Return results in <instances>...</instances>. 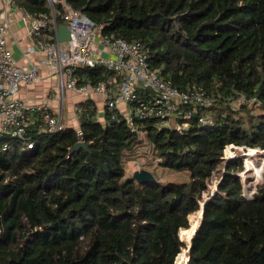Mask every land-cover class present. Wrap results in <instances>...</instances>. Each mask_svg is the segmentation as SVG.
<instances>
[{"label":"trees","instance_id":"1","mask_svg":"<svg viewBox=\"0 0 264 264\" xmlns=\"http://www.w3.org/2000/svg\"><path fill=\"white\" fill-rule=\"evenodd\" d=\"M15 2L50 12L46 0ZM65 4L102 25V34L142 44L161 77L182 89L201 86L213 101L171 123H131L106 107L97 119L86 98L79 127L88 149H72L73 125L48 131L41 118L23 137L0 133V264H175L188 256L198 223L190 226V215L216 185L225 147L264 149V0H62L59 25ZM113 73L103 64L74 71L79 83ZM142 151L178 178L152 171L156 181L137 182L126 162ZM224 167L186 264H264V182L248 200L235 174L242 159ZM253 169L256 183L264 155Z\"/></svg>","mask_w":264,"mask_h":264},{"label":"built area","instance_id":"2","mask_svg":"<svg viewBox=\"0 0 264 264\" xmlns=\"http://www.w3.org/2000/svg\"><path fill=\"white\" fill-rule=\"evenodd\" d=\"M6 1L10 6L18 7L22 20L35 36L34 44L27 49L25 56L28 58L30 53L36 51V47L40 56L34 61L29 55L24 64L16 61L8 46L9 22L7 19H0V133L23 137L30 126L40 118L48 131L62 130L66 126L63 122V112L67 90L83 96L91 91L99 93L103 96L105 107L112 117L118 110L124 113L131 123L133 117H156L163 123H171L180 117H190L195 111V105L209 106L213 101L201 86L192 85L182 89L171 80L161 77L150 66L148 53L142 44L102 34V25L96 24L83 12L68 4H65L62 18L70 29V39L58 42L56 33L59 23L55 6L62 0H46L50 12H31L25 7L17 6L13 0ZM45 34L49 35L48 40L40 38ZM97 39L108 54L101 53L96 47ZM98 64L105 65L114 73L97 83L78 82L74 74L77 67H96ZM44 67L56 78L58 98L54 110L45 102H30L19 96L22 86L35 82ZM139 89L145 94L149 93L148 99L143 97ZM239 100L252 103L257 99L241 95ZM120 103L128 106L126 112L119 109ZM74 111L79 115L82 113V106L75 104ZM205 118L201 116L200 120ZM76 134L78 140L83 142L84 133L80 127H77ZM237 150L245 151L247 156L242 161L243 168L239 173L247 170L253 162L250 158L254 153L264 151L261 148H246L231 143L224 149L222 162L237 158ZM136 165L139 167L141 161H136ZM217 170L218 168L213 174ZM241 182L244 186L243 195L248 200L253 199L258 188L252 190L250 185L245 186L242 178ZM263 182L264 177L261 184ZM207 192L208 189L204 191V197Z\"/></svg>","mask_w":264,"mask_h":264},{"label":"crops","instance_id":"3","mask_svg":"<svg viewBox=\"0 0 264 264\" xmlns=\"http://www.w3.org/2000/svg\"><path fill=\"white\" fill-rule=\"evenodd\" d=\"M13 3H16L15 0H13ZM16 5L18 6L17 3ZM0 19H7L9 22L8 46L11 49L14 59L24 64L28 61L30 55L32 60L37 61L40 56L38 47L35 48L36 51L34 53L28 55V58L25 56L27 49L34 44L35 36L31 34L27 23L22 20L18 7L10 6L6 0H0ZM96 47L101 53L108 54L98 39L96 40ZM66 93H68L69 101L73 108L75 104H80V102L86 98L92 99L97 107V119H104L105 102L102 95L94 91H91L85 96L70 90H67ZM19 96L30 102H45L54 110L58 98L55 76L50 73L47 67L42 68L39 78L33 83L23 85L19 91ZM119 109L126 112L128 106L124 103H120ZM69 123V125H72L71 122Z\"/></svg>","mask_w":264,"mask_h":264},{"label":"rangeland","instance_id":"4","mask_svg":"<svg viewBox=\"0 0 264 264\" xmlns=\"http://www.w3.org/2000/svg\"><path fill=\"white\" fill-rule=\"evenodd\" d=\"M240 106V104H237V108ZM251 111L252 112H257L259 110V107L258 106H254V105H251ZM55 109V108H54ZM243 113H245V111H241ZM63 122L65 125H69L71 122V124L77 128L79 127L78 125V114L74 112V108L72 107L70 101H69V97H68V93H66V98H65V105H64V112H63ZM237 152L239 153V156L237 158L239 159H242V161L244 160V157H247L245 155V151H241V150H237ZM243 153V154H242ZM263 155L264 153L262 151H257L256 153H254L253 156H251L250 160H252L253 162H251V164H249L248 168H247V172L245 171H241V173H237L238 175H240V177L243 179V182L245 183V186H251L252 187V190L258 188V186L262 183L263 179L262 180H259L257 181L256 183H254V165L258 164L262 159H263ZM136 161H141V165L138 167L136 165ZM226 161H223L219 164L218 166V170L214 173L216 174V177L218 179L216 185L218 184V182L220 181L221 177H222V174H223V171H224V165H225ZM149 164V168H145V169H148L150 171H154L156 172L158 175L161 176L162 180H168V179H176L178 178V174L177 173H173V172H170L168 170H162L161 168L157 167L156 166V162H155V159L151 156L150 152L147 151V152H141L139 153L135 159L133 160H129L126 162V168H127V172L131 175H133L134 171L137 170V169H141V168H144L145 165ZM263 177H264V173H263ZM216 185L211 188V190H209V192L205 193V197L208 196V194H211L215 188H216ZM210 189V187H208ZM251 190V191H252ZM200 210H198L197 212H194L190 215V221H191V224L190 226L195 222V220H198V223H197V227L200 223V220L201 218L199 219L197 213L199 212ZM196 227V228H197ZM182 238V236H180ZM183 241L187 242L185 238H182ZM187 247V245L185 246V248ZM185 248L181 250L184 251ZM188 248V247H187ZM186 248V250H187ZM187 257V256H186ZM185 257V258H186ZM184 259V258H183Z\"/></svg>","mask_w":264,"mask_h":264},{"label":"water","instance_id":"5","mask_svg":"<svg viewBox=\"0 0 264 264\" xmlns=\"http://www.w3.org/2000/svg\"><path fill=\"white\" fill-rule=\"evenodd\" d=\"M56 38H57L58 42H64V41H67V40L70 39V29L65 23L59 25L57 33H56ZM80 147H84L85 149L89 148L88 144H86L85 142L79 141V142L76 143V145L73 146L72 149H77V148H80ZM235 174L238 175L237 172ZM132 176L137 182H140V183L154 182V181L157 180L156 176L153 174V172L148 170V169H145V168H141V169L135 170ZM218 184H219V182H218ZM218 184L216 185V188L211 193V195L206 197V199L201 202V209L200 210L202 211V215H201L200 223L202 222V219H203V216H204V210H205L206 202L215 193V191L217 190ZM200 223H199V225H200ZM197 230H198V227L196 228V230L194 231L192 237L190 238V241H189V244H188V256L186 258H184V259H181L179 262H177V258H176L175 264H186L187 261L189 260L191 246H192V239H193L194 235L196 234ZM179 234L181 236L180 232H179Z\"/></svg>","mask_w":264,"mask_h":264}]
</instances>
